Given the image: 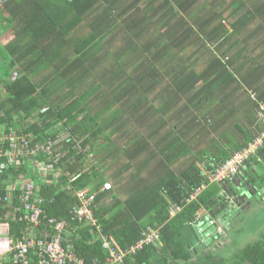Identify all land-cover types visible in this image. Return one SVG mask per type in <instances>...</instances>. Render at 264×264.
I'll list each match as a JSON object with an SVG mask.
<instances>
[{
	"label": "trees",
	"instance_id": "obj_1",
	"mask_svg": "<svg viewBox=\"0 0 264 264\" xmlns=\"http://www.w3.org/2000/svg\"><path fill=\"white\" fill-rule=\"evenodd\" d=\"M229 2V6L234 7L231 9V16L239 10H247V4L243 0L241 5V0ZM44 3L43 9L46 14L50 13L49 18L55 27L66 24L57 33L64 35L75 29L76 43L85 35L83 43L76 44L74 53L78 55L87 49L90 73L95 75L103 87L101 90L97 89L96 93L91 91L82 96L67 108H47L43 113L40 111L46 106V92H36L38 87L26 75L16 74L13 81L7 80L9 67L0 69V89H6V98L0 101V124L6 125L7 133L15 132L19 137L25 136L27 144L19 147L23 150V155H18V159L23 161L19 167L9 165L5 156L0 157V162L9 165L0 172V195L3 201L1 218L6 220L13 208L21 205V189L18 186V189L11 190L14 182L32 177L40 183L37 198L42 200L40 206L46 216L58 221H65L62 218L69 217L68 229L62 235L65 236L70 231L73 238L69 241L67 239L64 247L67 249L68 244V249L83 260L84 264H264V233L260 239L238 252L229 256L225 253L235 243L236 235L252 228V225L244 226L246 221L243 216L247 215L246 209L250 213L256 203L261 202L257 193L260 189L257 182L260 180L251 172V167L256 163V159H253L255 155H264V147L246 159L236 174H227L222 179L218 177V171L235 154L247 150L263 134L264 125L257 116V104L254 115L261 133L252 137L249 145L225 152L223 156L199 151L201 144L197 141L196 131L200 125L202 134L212 129L208 119L199 124L196 121L198 119L188 116L186 127H182L179 118L187 115L184 117L181 112L174 111V114L158 123L163 113L158 108L159 114L156 112L155 115L154 112V117L146 119L147 115H152L148 112L153 111L147 105L162 101L163 95L152 94L161 80L159 73L157 79L156 73H146L144 70L137 75L135 70L128 69L133 63L126 64L122 57L116 58L114 62H109V59L107 62L103 61L101 56L98 58L99 47L107 38L114 37L119 32L125 33V30L116 31L121 19L125 18L124 22L134 19L140 21L144 14L150 13L161 17L165 39L171 40L169 46L153 47V50L159 48L156 59L161 56L169 57L173 60L171 64L177 66L181 65V62L177 63V59L192 57L194 52L204 53L207 49L218 57L221 49L216 45L219 34L206 30L208 25L203 16L209 22L217 20L225 25V10L229 7L226 0H165V3L163 0H45ZM99 14L101 16L98 22ZM244 20H258L264 25V17L249 10L233 22L232 27L236 28ZM37 22L41 23L39 19ZM84 22L85 29H76ZM196 25L200 27L202 35H197L194 31ZM38 27V24L32 26L29 32L30 35L34 34L33 38L37 42L50 38L52 33L44 35L43 28L36 31ZM159 42L161 43V37ZM187 42L196 45L187 46ZM143 50L146 52V46ZM1 56L3 53L0 47ZM218 63L225 66L222 60ZM213 65L221 68L217 60ZM194 73V69L190 68L183 81L182 72L175 69L169 75L170 85L164 89H170L168 94L171 98L177 89H187L188 94V86L193 85L196 80ZM207 73H210L209 69ZM111 75L113 86L110 85ZM63 83L69 85L67 77L63 78ZM120 91L122 94H119ZM129 110L139 113V116L130 114ZM110 112L113 113L111 117L108 115ZM176 115L179 117L176 118ZM146 121L152 124L147 125ZM52 128L55 129L54 133L49 132ZM152 129L154 135L149 139ZM117 140H121V144L126 146L123 150L125 152H133L142 158L166 155L169 164L189 151L195 157H187L192 165L186 169H181L178 173L170 171L160 180L151 181L152 184L140 190H129L132 193L124 202L113 190L101 191L108 182L101 170L106 166L105 163L110 164L112 159L107 155L115 153L109 151ZM12 144L13 142H7L0 150L4 153L15 150L18 153L20 150L15 149ZM45 168H51L52 171L42 179L43 175L39 171L44 172ZM69 185L71 189L68 188ZM89 186L92 187V192L97 193L100 205L99 208L95 204L92 206L97 220L95 225L87 220H70L72 210L79 204L77 192ZM8 196L12 199L10 203ZM249 197L252 200L247 201ZM263 221L260 220L259 224ZM8 222L11 225L8 239L14 241L17 238L46 241L43 239L44 233L51 235L48 241H53L52 238L57 234L44 221L40 229L33 230V237L29 236V227L25 223ZM200 223L203 224L199 225ZM261 226H264V222ZM196 227L204 240L200 239L203 246L193 251L194 245L191 244L198 238ZM152 229L159 231L160 243L145 246L135 254L131 253L130 249ZM211 229L212 233L205 235ZM103 236L114 239L128 253L122 263L110 260L109 251L104 248ZM6 256L8 257L1 264H13L14 253L8 252Z\"/></svg>",
	"mask_w": 264,
	"mask_h": 264
},
{
	"label": "crops",
	"instance_id": "obj_2",
	"mask_svg": "<svg viewBox=\"0 0 264 264\" xmlns=\"http://www.w3.org/2000/svg\"><path fill=\"white\" fill-rule=\"evenodd\" d=\"M44 1L0 0V47L3 53V56L0 57V69L9 67L7 80L13 81L16 74L26 75L38 87L36 92H46L47 98L44 103L46 106L42 107L40 111L43 113L47 108H67L75 104L76 100L82 96L91 91L96 93L97 89L101 90L103 87L95 75L90 73L88 67L90 57L87 54V49L78 55L74 53L76 44L83 43L85 35L80 37L76 43L75 29L64 35L57 33V30L62 29L66 24L60 25V27L53 25L49 18L50 13L46 14L43 9ZM163 2L165 3V0ZM243 2L247 4L245 5L247 10H239L237 14L233 13L231 16V9L234 7L229 6L230 2L226 0L229 7L225 10L227 21L225 25L222 21L220 23L217 20L209 22L203 16L208 25H206V30L219 34L216 45L221 49L218 52V57L207 49V52L196 51L197 53L194 52L192 57L184 56L183 59H177V63L181 62V65L177 66L171 64L173 60L169 57L161 56L160 59H156L155 55L159 48L169 46L171 40L170 38L165 39V34H163L165 29L161 17L152 13L144 14L140 21L134 19L124 22L126 19H121L116 31L125 30V33L119 32L114 37L107 38L105 43L99 47L98 58L101 56L103 61L107 62L109 59V62H114L116 58L122 57L126 64L133 63L135 67L128 66V69L135 70L137 75L141 74V70H144L146 73H156L155 78L157 79L159 73L161 80L157 90H153L152 94L163 95L162 101L156 102L155 105H147L153 111L148 112L152 115H147L146 119L154 117V112L157 115L156 108L163 111L160 115L161 119L157 120L158 123L174 114V111L181 112L184 117L187 115L185 118H179L182 127H186L188 116L198 119L199 121L195 120L199 124L208 119L212 129H209L206 134H202L200 125L196 131V137L201 144L199 151L213 152L212 154L215 153V155L222 154L223 156L225 152L241 149L247 144L249 145L252 137L261 133L257 128L254 108L256 104L264 105V25L258 20H244L235 28L232 27V23L243 17L244 13L249 10L264 17V0H243ZM100 16L99 14L98 22ZM38 19L41 23L37 22ZM68 19L69 17L66 18V20ZM199 22L201 23V21ZM36 24L39 25L36 31L43 28L44 35L52 33L50 38L43 42H37L33 38L34 34L30 35L29 33L32 26ZM85 25L86 22L76 29H85ZM194 31L197 35H202V31L197 25L194 26ZM190 45H196V43L187 42V46ZM144 46H146V52L143 50ZM153 47L159 48L153 50ZM203 56H205L204 59H202ZM134 60L136 62H133ZM215 60L222 69L213 65ZM220 60L225 63V66L218 63ZM190 68L194 69L196 80L193 85L191 84L192 86H188L190 88L188 94L187 89H177L176 94L171 98L168 94L170 89H164L170 85V73L175 69L180 70L184 81ZM208 69L210 70L209 74L207 73ZM206 75L207 78H205ZM64 77L68 78L69 85L67 86L63 83ZM112 80L111 75V86H113ZM104 89H106L105 84ZM119 94L122 92L120 91ZM5 98L6 89H0V101ZM111 101L113 102V100ZM136 106L133 107L136 108ZM98 107L102 108L100 104ZM129 112L139 116L137 112L132 110ZM108 115L111 117L113 113L110 112ZM178 117L176 115V118ZM146 123L147 125L152 124L149 121ZM49 132L54 133L55 129L52 128ZM153 132L152 129L149 139L154 135ZM147 141L148 139H146ZM123 145L121 140L116 141L111 147L113 149L109 151H115V153L107 155L112 159L110 164L105 163L106 166L99 170L104 178L113 184V191L118 193L119 198L124 202L132 193L130 191L145 188L152 184L151 181L160 180L170 171L178 173L181 169H186L192 165V161L187 157H195L194 153L189 151L188 154H182L180 159L169 164L166 155L157 154L142 158L134 155L133 152L123 151L126 149V146ZM253 159H256V163H253L251 172L257 175L260 180L259 183L257 182V186L260 187L257 193L264 204V155H255ZM122 187H124L123 190H121ZM84 189L92 191L90 186ZM246 200L250 201L252 198L249 197ZM95 205L96 208L100 207L98 201ZM245 213L248 215L249 210L246 209ZM68 218L66 216L62 219L68 220ZM65 237L71 239L73 234L69 231ZM66 246L68 247V244ZM1 251H4L3 248H0ZM1 255L0 264L8 257Z\"/></svg>",
	"mask_w": 264,
	"mask_h": 264
},
{
	"label": "built area",
	"instance_id": "obj_3",
	"mask_svg": "<svg viewBox=\"0 0 264 264\" xmlns=\"http://www.w3.org/2000/svg\"><path fill=\"white\" fill-rule=\"evenodd\" d=\"M257 116L259 120L264 125V105L257 104ZM7 142H13L12 146L20 150V145L27 146L25 136L19 137L15 132L7 133L6 125L0 124V148L3 147ZM51 146V145H50ZM249 148L244 152L237 153L235 156L218 171V177L224 178L227 174H236L240 167L244 164L246 159L254 155L259 148L264 147V132L253 144L248 146ZM23 150L18 153L14 150L13 152H2L0 150V157L5 156L8 159V164L12 166L19 167L22 164V160L18 159V155L22 154ZM47 151H49L47 149ZM28 159V158H27ZM32 164L33 161L28 159ZM0 162V172L9 167ZM54 169V168H53ZM52 171L51 168H45L44 172L39 171L43 175L42 179H45L49 173ZM29 180L21 178L17 180L16 183L11 187V190L21 189V205L14 207L13 211L9 214L6 220L2 219L0 216V237H5L7 241L3 244L6 245L3 248L4 251L0 253L1 256H5L8 252L14 253L13 264H84L83 260L79 259L73 251L64 247L65 242L67 243V237L63 236L66 233L69 225V221H58L57 219H49L46 216V212L41 208L42 200L37 198L40 192V183L38 180L29 177ZM71 189V185L68 186ZM114 186L111 182L105 184L103 192L111 191ZM77 197L79 204L71 212V221L76 219L78 221L87 220L96 224V219L94 217L92 206L96 204L97 193L92 192L91 189H83L77 192ZM9 203L12 199L8 196ZM3 205L2 197L0 195V208ZM8 221H18L25 223L29 227V236H34V229H40L43 224L49 223L46 226H51L53 230L56 231V236L52 239L53 241H48L50 239V234L44 233V238L46 241H35L29 240L28 238L11 240L8 239L11 235V225ZM34 239V238H33ZM70 239H68L69 241ZM104 248L109 251L110 260L114 263H122L124 257L126 256L125 251H123L119 244L112 238L102 237ZM37 242V243H36ZM64 243V244H63ZM154 243H160V234L158 230H150L144 234V238L140 240L130 252L135 254L137 251L142 250L145 246H150ZM38 248H40L38 250ZM109 264V263H108Z\"/></svg>",
	"mask_w": 264,
	"mask_h": 264
},
{
	"label": "rangeland",
	"instance_id": "obj_4",
	"mask_svg": "<svg viewBox=\"0 0 264 264\" xmlns=\"http://www.w3.org/2000/svg\"><path fill=\"white\" fill-rule=\"evenodd\" d=\"M256 204L257 205H255L254 208L251 209V212L248 215L243 216L246 221L244 226L247 224V226L252 225L251 230L245 231V233L240 232L234 237L235 243L231 245L225 252L228 256L234 254L235 252H238L240 249L244 248L248 244L257 241L258 239H260L261 234L264 233V226H261L264 221L259 224L260 220H264V204L262 201L257 202ZM5 241H7L5 237H0V248H5L6 245L3 244ZM202 246L203 245L200 244V242H197L192 247V250L196 251V249L201 248ZM6 251L8 253V250Z\"/></svg>",
	"mask_w": 264,
	"mask_h": 264
},
{
	"label": "water",
	"instance_id": "obj_5",
	"mask_svg": "<svg viewBox=\"0 0 264 264\" xmlns=\"http://www.w3.org/2000/svg\"><path fill=\"white\" fill-rule=\"evenodd\" d=\"M202 224H203V223H200L199 225H202ZM195 229H196V232H197L198 238L195 239V240L193 241V243L191 244V246L195 245L197 242L200 241V239H203V237H204V236H202L201 231H200L197 227H196ZM212 231H213V229L208 230L207 233H208V234H211ZM207 233H206V234H207Z\"/></svg>",
	"mask_w": 264,
	"mask_h": 264
},
{
	"label": "clouds",
	"instance_id": "obj_6",
	"mask_svg": "<svg viewBox=\"0 0 264 264\" xmlns=\"http://www.w3.org/2000/svg\"><path fill=\"white\" fill-rule=\"evenodd\" d=\"M114 190V189H113ZM112 191V190H111ZM103 192V191H102ZM208 234V233H207ZM207 234H205V235H207ZM110 255V254H109Z\"/></svg>",
	"mask_w": 264,
	"mask_h": 264
}]
</instances>
